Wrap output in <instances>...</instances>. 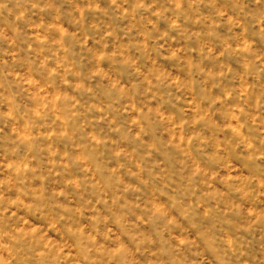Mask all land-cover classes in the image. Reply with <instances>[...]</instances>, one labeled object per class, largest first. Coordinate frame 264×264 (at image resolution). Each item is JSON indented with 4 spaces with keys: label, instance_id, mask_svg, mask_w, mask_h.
Listing matches in <instances>:
<instances>
[{
    "label": "rangeland",
    "instance_id": "rangeland-1",
    "mask_svg": "<svg viewBox=\"0 0 264 264\" xmlns=\"http://www.w3.org/2000/svg\"><path fill=\"white\" fill-rule=\"evenodd\" d=\"M0 264H264V0H0Z\"/></svg>",
    "mask_w": 264,
    "mask_h": 264
}]
</instances>
